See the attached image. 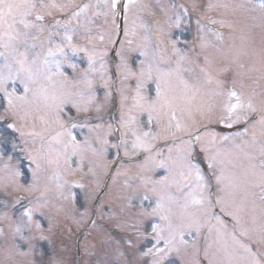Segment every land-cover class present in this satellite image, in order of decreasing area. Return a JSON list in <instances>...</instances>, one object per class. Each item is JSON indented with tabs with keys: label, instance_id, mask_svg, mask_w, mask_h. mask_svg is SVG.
I'll return each mask as SVG.
<instances>
[{
	"label": "snow or ice",
	"instance_id": "1",
	"mask_svg": "<svg viewBox=\"0 0 264 264\" xmlns=\"http://www.w3.org/2000/svg\"><path fill=\"white\" fill-rule=\"evenodd\" d=\"M60 216L83 264H264V0H0V264H67Z\"/></svg>",
	"mask_w": 264,
	"mask_h": 264
},
{
	"label": "rangeland",
	"instance_id": "2",
	"mask_svg": "<svg viewBox=\"0 0 264 264\" xmlns=\"http://www.w3.org/2000/svg\"><path fill=\"white\" fill-rule=\"evenodd\" d=\"M183 2H185V3H187L188 2V0H182ZM192 27H195V24L193 23V25L191 26V28ZM191 30V29H190ZM190 33H192L193 35L195 34V31H190ZM101 179H102V181L104 180V177H101ZM62 224V225H61ZM72 222L70 221V220H65V218H62V217H58V219H57V223H56V226H58V228L59 229H61V230H58L59 231V234H64V233H67L68 235H69V237H73L77 232H79L80 230H78L77 228H76V226H72ZM71 228L72 229V231H71V233H69L68 232V228ZM55 229H56V227H55ZM60 231H63V232H60ZM54 233L55 234H58L57 232H56V230H54ZM68 237V238H69ZM57 238H59V235L57 236ZM57 250V249H56ZM58 251V250H57ZM58 253L60 254V252L58 251ZM66 256H68V255H66Z\"/></svg>",
	"mask_w": 264,
	"mask_h": 264
}]
</instances>
